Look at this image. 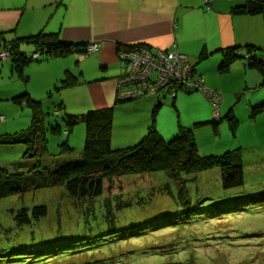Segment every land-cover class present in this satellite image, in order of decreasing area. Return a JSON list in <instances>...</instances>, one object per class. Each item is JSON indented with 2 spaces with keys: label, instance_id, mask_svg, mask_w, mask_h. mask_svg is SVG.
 I'll return each instance as SVG.
<instances>
[{
  "label": "rangeland",
  "instance_id": "rangeland-1",
  "mask_svg": "<svg viewBox=\"0 0 264 264\" xmlns=\"http://www.w3.org/2000/svg\"><path fill=\"white\" fill-rule=\"evenodd\" d=\"M25 46L23 50L29 55L36 50L32 45ZM94 54L87 59L91 60ZM71 57L67 58L72 61ZM240 57L244 58L243 55ZM242 58L238 61L246 62ZM5 60L8 59L0 60V78L12 83L15 77L10 72L11 63ZM124 62L129 66V62ZM242 62L235 61L227 70L221 68L222 61L216 57L194 62L197 73L206 79L205 86L222 94L218 121L213 115V105L201 91L190 93L180 90L173 107L171 96L163 94L166 87H162L155 91L161 92L162 105L154 117L155 100L159 96L156 94L117 103L112 124V136L120 148L137 144L151 124L165 141L176 138L180 128L189 129L194 134L201 156L238 153L244 174L242 186L224 189L221 172L214 167L186 176L176 173L173 176L175 180L186 178V181H181L185 187L182 192L180 185L171 180V173L162 171L124 177L126 179L118 182L123 185L121 189L116 188L113 194L104 191L91 203L76 201L62 187L37 190L28 187L22 194L0 200V264H94V259L106 260L107 264H264V112L254 115L251 110L264 104V85H261L257 70L249 71L258 73V81L249 75L250 72L245 73ZM92 73L96 74L95 71ZM80 79L75 94L64 90L68 109H63V114H58L63 105L49 95V100L40 102L41 127L46 141L44 157L31 155L26 144H0V168L31 178L39 161L43 168L52 172L63 162L79 158L84 146L85 124L78 121L70 127L67 115L79 117L92 111H82L83 107L77 106L87 105L91 93L89 85L82 77ZM125 88L127 86L119 84L116 78L115 98H119V89ZM148 98L153 101L149 102L151 107L138 102ZM0 104L9 115L14 109L10 107L31 112L27 107L10 102ZM230 114L234 125L228 119ZM0 115L6 116L2 112ZM22 118L18 112L16 122ZM27 120L26 127L31 116L29 119L27 115ZM146 121L143 136L135 141L138 134L134 135L133 131L143 128ZM214 121H217L215 125ZM26 127H19L16 131ZM14 128L10 126L8 132H16ZM6 132L0 131V135ZM62 144H67L73 152L62 153ZM115 182L113 185L116 187ZM165 187L171 193H167ZM181 193L186 197L185 205L181 203L184 197H180ZM108 199L111 204L105 206ZM36 204L48 207V217L34 225L18 228L10 210ZM181 210L197 212L191 217L183 216L177 224L150 231L143 238L109 244L96 250L91 249L94 242H89L84 244L87 245L84 252L78 246L52 250L53 246L57 247L55 239L58 234H61L60 240L78 236L85 232V228L89 230V224L100 222L104 217L109 221L117 219L119 225H139L142 221L160 220ZM101 226L98 223V231H102Z\"/></svg>",
  "mask_w": 264,
  "mask_h": 264
},
{
  "label": "crops",
  "instance_id": "crops-1",
  "mask_svg": "<svg viewBox=\"0 0 264 264\" xmlns=\"http://www.w3.org/2000/svg\"><path fill=\"white\" fill-rule=\"evenodd\" d=\"M244 2L212 0L208 9L205 0H0V34L6 41L43 33L55 34L59 40L75 45L99 44V50L91 60L76 53L68 55L72 56V61L65 56L31 62L24 69L26 81L12 73L10 66L15 81L8 83L0 78V103L10 102L15 106L26 107L12 100L27 94L34 100L45 102L49 100V95L63 105L59 108V113L63 114V109H68L64 90H71L75 94L77 87L58 89L60 80L69 71L78 82L82 77L91 88L87 105L77 103V106L83 107L82 111L112 107L115 101V80L129 69L118 54L133 45H145L153 50L176 48L186 54L193 64L199 61L203 53L205 57H216L221 61L222 51L232 47H237L238 55L245 56L246 45L259 48L252 51L250 56L264 59V16L234 14L233 8ZM25 47L22 45L20 49L26 52L23 50ZM243 60H246L247 65L240 60L237 62H242L248 74L251 69L248 67V59ZM249 75L258 81V73L251 71ZM162 93L168 92L163 90ZM155 94L159 95L156 100L159 99L161 92ZM138 102L151 107L149 102L153 101L148 98ZM10 108L14 109H11L12 114L9 115L4 105L0 104V112L6 115H1L4 121L0 122V131L6 133H9L10 126L15 127L13 131L26 127L27 115L29 119L31 116L29 111ZM18 112L23 118L16 122ZM145 123L147 121L143 123V128L133 131L134 135L138 134L134 137L135 141L143 136ZM111 140L112 145L118 147L113 136Z\"/></svg>",
  "mask_w": 264,
  "mask_h": 264
},
{
  "label": "trees",
  "instance_id": "trees-1",
  "mask_svg": "<svg viewBox=\"0 0 264 264\" xmlns=\"http://www.w3.org/2000/svg\"><path fill=\"white\" fill-rule=\"evenodd\" d=\"M233 13L249 16H264V0H245L243 5L233 8ZM20 42L24 43L21 44ZM25 44L32 45L36 49L32 52V55L20 49L21 46ZM86 45L87 44L75 45L63 42L59 40L55 34L40 33L22 39H15L10 42L6 41L2 34H0V54L2 50H8L11 72L15 73V75L23 81L27 80L24 69L31 62L41 61L50 57H65L70 54L81 53L83 51L82 48ZM244 49L246 52L244 58L236 53L237 47L224 49L222 51L221 68L227 70L229 66L238 59H248V67L257 70L261 76V85H264V59L250 56L252 51L259 50V48L246 45ZM36 53L38 56L34 57ZM203 58H205L204 53L199 56V60ZM0 60L2 59L0 58ZM191 63V75H195L197 78L202 79V88L211 90L204 85L203 76L196 72L192 61ZM78 84V79L67 71L60 80L58 89H68L76 87ZM202 88L194 87L189 90L180 87L176 90L174 95L169 93L168 90L165 91L171 96V105L175 107V99L180 90L190 93L201 91L206 96ZM215 92L219 94V99L215 100L216 103L209 98L208 100L214 107L213 115L215 112L218 113L217 116L214 115L215 120H219L220 115L218 108L222 100V94L218 91ZM153 94L155 93L126 99H119L116 97L112 107L88 111L81 114L79 117L67 115L68 126L71 127L78 121L84 122L85 124L84 146L79 158L63 162L61 166L52 172L43 168L39 161L32 172L33 176L31 178H25L20 172H8L4 168H0V200L22 194L28 187L34 190L62 187L76 201L91 203L94 199L101 196L104 191L113 194L116 188L121 189L123 185L118 182L126 179L124 177L144 176L162 171L171 173L172 177L176 173L186 176L214 167L219 168L221 172V183L224 189L242 186L244 174L242 160L238 153L226 152L220 156H201L194 134L189 129L180 128L179 135L176 138L165 141L163 137L154 130L153 124H151L147 128L146 135L143 136L137 144L129 145L124 148L114 147L112 145L113 109L116 104L119 102L151 97ZM12 101L19 105H25L28 109H31V120L25 129L0 135V144H26L29 148L28 152L31 153V155L37 156V158L44 157L46 154V141L41 127L42 107L40 102L32 99L27 94L16 97ZM160 101V98L156 100L152 114L153 117L157 112L156 110L162 105ZM251 110L254 115L264 112V104L255 106ZM0 117L3 116L0 115ZM2 119V121H4V117ZM228 119L231 121L232 125H234L235 121L231 114L228 116ZM216 122L214 121L213 124L215 125ZM61 148L64 154L73 152L67 144H62ZM115 180L117 184L116 187L113 185ZM171 180L176 181L177 184L180 185V192L185 189L181 181H186V178H182L178 181L173 177ZM25 185L27 187H25ZM166 187L165 190L167 193H171ZM122 191L124 193V190ZM182 194L183 193L180 195L181 198L184 196ZM185 198L184 196L182 199V205L186 204L184 202ZM108 204H111L110 199L106 200L105 206ZM10 211L15 225L18 228L34 225L48 217L49 213L48 207L45 204H36L31 207H21ZM181 211L178 214L169 215L160 220L142 221L139 225L130 223L119 225L117 219L109 221L104 217L100 222L89 224V230L85 228V232H80L78 236L60 240L61 234H58L55 239L57 247L53 246L52 250L72 249L76 248L74 246H78V249L84 252L83 248L87 246L84 244L89 242H94V245H91V249L96 250L109 244L116 245L125 242V240L143 238L142 236L150 231L159 227H168L175 223L177 224L183 220V216L191 217L197 212ZM98 223L102 224V231H98ZM86 229L88 231H86ZM94 262V264L108 263L106 260L98 261L96 259H94Z\"/></svg>",
  "mask_w": 264,
  "mask_h": 264
},
{
  "label": "built area",
  "instance_id": "built-area-1",
  "mask_svg": "<svg viewBox=\"0 0 264 264\" xmlns=\"http://www.w3.org/2000/svg\"><path fill=\"white\" fill-rule=\"evenodd\" d=\"M207 8L212 0H205ZM81 57L87 58L98 52V43H88L82 48ZM38 54H34L37 57ZM121 61L129 62L130 70L118 77V83L127 86L124 90L119 89V99L134 98L145 94L156 93L158 89L166 87L169 93L174 95L180 87L193 89L203 87V81L195 75H191L192 63L190 58L180 53L176 48L173 50L150 49L145 45H133L122 49L118 54ZM1 59H9L8 50H2ZM122 89V88H121ZM207 98L216 103L219 94L212 90L202 88ZM218 115L217 112L214 114Z\"/></svg>",
  "mask_w": 264,
  "mask_h": 264
}]
</instances>
